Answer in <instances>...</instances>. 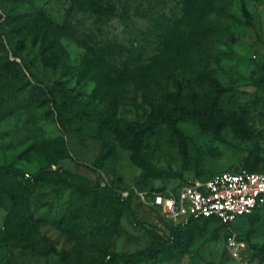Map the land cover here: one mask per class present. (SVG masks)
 Returning a JSON list of instances; mask_svg holds the SVG:
<instances>
[{
  "label": "rangeland",
  "instance_id": "rangeland-1",
  "mask_svg": "<svg viewBox=\"0 0 264 264\" xmlns=\"http://www.w3.org/2000/svg\"><path fill=\"white\" fill-rule=\"evenodd\" d=\"M98 1L62 34L68 0H0V167L15 195L0 191V264H264L257 218L223 231L195 222L174 253L128 262L174 227L133 190L264 168V0ZM51 38L56 67L43 64ZM86 58L93 76L80 78ZM173 94L216 101L220 131L170 114ZM110 124L126 137L133 125L138 161L157 177L142 175ZM102 177L112 194L98 190ZM228 236L245 244L240 261Z\"/></svg>",
  "mask_w": 264,
  "mask_h": 264
},
{
  "label": "built area",
  "instance_id": "built-area-1",
  "mask_svg": "<svg viewBox=\"0 0 264 264\" xmlns=\"http://www.w3.org/2000/svg\"><path fill=\"white\" fill-rule=\"evenodd\" d=\"M104 182L102 177L100 184ZM133 193L174 225H184L189 220L214 219L230 229L239 219L259 213L264 227V171H221L202 181L192 180L175 190L143 193L133 190ZM128 194L129 191L123 196ZM226 249L231 259L240 261L245 244L228 236Z\"/></svg>",
  "mask_w": 264,
  "mask_h": 264
},
{
  "label": "trees",
  "instance_id": "trees-1",
  "mask_svg": "<svg viewBox=\"0 0 264 264\" xmlns=\"http://www.w3.org/2000/svg\"><path fill=\"white\" fill-rule=\"evenodd\" d=\"M68 2H69V5L66 10L64 22L61 26L58 27V30L62 34L69 31V29L71 28L72 18L74 17L76 13L78 12L79 13H86V12L99 13L101 9L100 1L98 0H68ZM111 9L114 10L113 8ZM45 51H46V55L43 58L44 66L56 67L60 62L61 55L63 52L57 40L54 38L49 39L46 42ZM91 63L92 62L89 58L85 59V62L80 66V69H79L80 78H87L90 75L93 76V73L91 71ZM202 78L203 80L207 81L211 85H217L216 81L211 77L206 76ZM117 104H118L117 97L113 95L112 101H111V109H110L111 116H113L116 113ZM165 106H166L167 111L170 114H183L184 116L190 117L195 121V123L199 127L205 130H212L215 133L220 131L221 121L218 118L219 108H218L217 102L214 100L211 101L209 105L207 106H199V105H194L192 103L183 104L180 97L178 95L173 94L168 97V100L165 102ZM110 128L113 130L115 135H117L118 139L122 142L124 146H127L132 149L133 154L131 156V159L135 163L139 164V166L142 168L143 170L142 175H144L145 177L146 176L157 177L158 174L151 173L152 171H151V167L149 164L138 161V156H139L138 146L140 144V138H139V134L134 131L133 125L127 126L128 134L131 137H126L123 133L119 132L118 128L113 124H110ZM243 169L249 172H255V173L264 171V168L263 169L257 168L256 162L253 163V165L249 164L247 168H243ZM2 173H3V167H0V191L5 196V199L9 201V203H12L15 198V195L12 192V186L8 184V181L3 180ZM97 187H98V190L101 191L102 193H111V194L113 193L112 190L108 186L101 185L100 182ZM163 189L165 188H161L155 191H160ZM121 210H122V207H119L118 212L120 213ZM253 218L254 219L257 218L258 220H260L263 226V217L259 213H255L251 216L241 218L239 220H249ZM199 221H213L219 225L222 231L224 229H227L224 224L214 219L189 220L184 225H174V227H172L171 229L170 236L168 237L165 243L153 245L152 247L148 249H144L140 252L133 254L130 257L128 262L134 263L137 259H140V258L158 259L160 257H164V256L174 253L176 250L180 249L183 245L182 244L183 231L185 229H188L190 225H192L193 223L199 222ZM48 248L50 249L49 246ZM261 249H264V246L261 247ZM50 250L54 254H58L62 257L61 253L57 252L55 249H50ZM61 261L64 262L63 257Z\"/></svg>",
  "mask_w": 264,
  "mask_h": 264
}]
</instances>
